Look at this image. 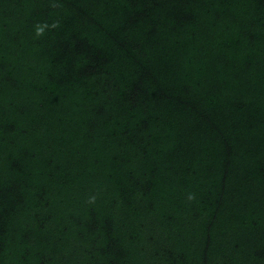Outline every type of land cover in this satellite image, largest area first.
Here are the masks:
<instances>
[{
	"label": "trees",
	"instance_id": "trees-1",
	"mask_svg": "<svg viewBox=\"0 0 264 264\" xmlns=\"http://www.w3.org/2000/svg\"><path fill=\"white\" fill-rule=\"evenodd\" d=\"M0 264H264V0H0Z\"/></svg>",
	"mask_w": 264,
	"mask_h": 264
}]
</instances>
